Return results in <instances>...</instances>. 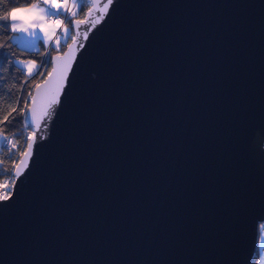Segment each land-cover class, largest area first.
<instances>
[{"label":"water","instance_id":"1","mask_svg":"<svg viewBox=\"0 0 264 264\" xmlns=\"http://www.w3.org/2000/svg\"><path fill=\"white\" fill-rule=\"evenodd\" d=\"M96 15L51 56L71 70L0 202V264H252L264 0H115L92 28Z\"/></svg>","mask_w":264,"mask_h":264},{"label":"snow or ice","instance_id":"2","mask_svg":"<svg viewBox=\"0 0 264 264\" xmlns=\"http://www.w3.org/2000/svg\"><path fill=\"white\" fill-rule=\"evenodd\" d=\"M114 2L115 0H106V3H103L102 6H100L99 0H91L87 8L88 16H92L94 10L99 12V15L94 16L91 20L92 28H95L96 25L100 24L105 19V17L109 14L110 6H112ZM72 7H80L82 9L81 5L73 4ZM69 13H71L73 16L75 15L74 12H71V8H69L67 3L60 4L56 3L55 0H37V2L29 3L25 7L12 8L10 11L4 12L3 15H0V21H10L11 32L25 34L19 37H14V39H16L19 43H23L26 49H34L40 42H43L44 44L51 42L53 36L56 34L55 29H53L51 35L49 34L48 28L46 27L47 18L56 17L53 23L55 24L56 28H60L64 21L60 20L59 16L64 14L67 18ZM85 22L86 21L84 20H77L75 23L78 28L80 24ZM69 23H71L70 20ZM8 28L9 24L0 23V29L7 31ZM37 29H39V32ZM90 31L91 28L83 32V37L85 40L88 39ZM40 33H43V35ZM64 34L67 36V28L64 29ZM72 39L73 41H76L77 37L73 36ZM58 45L59 37L57 36L53 46L58 47ZM81 47H83V44H81ZM10 55V53H5L3 49H0V56H3L5 59H7ZM52 60L57 61V63L54 66L52 72L49 73V76L51 77L53 74H55V78L54 81L46 83L42 92L45 102L41 109L40 117L37 118L35 116V109L29 107L27 101L24 102V107L19 109L21 116L24 118V123L30 128L34 125V129L28 134L26 138V148L23 153V155L28 158H31L33 155L32 149L37 140V132L40 130L41 121L44 117L50 115L54 105H57L61 102L60 94L64 91V85L67 83L68 72L71 70V63L69 60L61 62V58L59 56L51 57L50 55L45 60H43L40 65H37L35 61L26 62L24 60H15V63L18 65L26 64L28 77H31L34 74H40L39 69L43 67L44 64H47ZM17 71H19V69H17ZM36 88L39 90L41 86L37 84ZM4 91L5 90L0 88V96L4 95ZM8 95L10 98V90H8ZM28 95L31 97L33 103H35L36 98L32 96V93L29 92ZM17 100H19V97H17ZM11 111H15V108H13ZM29 112L32 113L30 125L28 124ZM8 119V115L3 117L4 121H7ZM0 144L5 146L10 145V147H7L8 153H11L13 150L18 148V145L13 143L12 139H10L7 135H4L3 138L0 139ZM0 151H3V149H0ZM27 167L28 162L23 158L20 159L19 163H15L11 170H6L0 167V176L6 175L9 177L2 184H0V202L10 201L12 198H14V189L16 187L17 180L22 176L23 170ZM261 264H264V255L261 256Z\"/></svg>","mask_w":264,"mask_h":264},{"label":"trees","instance_id":"3","mask_svg":"<svg viewBox=\"0 0 264 264\" xmlns=\"http://www.w3.org/2000/svg\"><path fill=\"white\" fill-rule=\"evenodd\" d=\"M34 2H37V0H0V15H3L6 11H10L12 8L27 6L29 3ZM88 2L89 0L80 3L82 9L79 7L75 17H85L89 6ZM0 23L9 24L7 31L0 29V49H3L5 53L11 54L7 59L0 56V88L5 90L4 95L0 96V132L11 135L14 138V143L18 145V148L11 153H8L7 150L0 151V167L11 170L24 153L27 142L26 138L32 131V127L30 128L24 123V118L21 116L19 109L24 107L25 101L30 105L31 97H29L28 93L31 92L33 94L35 86L49 73L52 62L47 63L44 74L39 72L40 74L38 75L34 74L28 77L25 69L21 65L16 64L15 60H34L41 62L46 50L45 45L42 43L40 49L37 51L21 47L13 40L10 21H0ZM52 49L55 48L52 47ZM8 90L11 93L10 98ZM17 97H19V100H17ZM13 108H15V111H11ZM5 115L9 117L7 121L3 120ZM256 256L255 254L252 264L255 263Z\"/></svg>","mask_w":264,"mask_h":264},{"label":"crops","instance_id":"4","mask_svg":"<svg viewBox=\"0 0 264 264\" xmlns=\"http://www.w3.org/2000/svg\"><path fill=\"white\" fill-rule=\"evenodd\" d=\"M90 1V0H89ZM56 3H60V4H64V3H67L68 5V2L66 0H55ZM81 2H86V0H72V5L73 4H76V5H80ZM22 7H25V6H22ZM17 8H21V7H17ZM73 10H75V14L78 12V9L79 7H72ZM20 14V13H18ZM59 18H62V14L59 16ZM11 23V22H10ZM46 27L48 28V31H49V34L51 35L52 34V31L53 29H55V32H56V27H55V24L53 23L52 20H50V18H47V24H46ZM67 28L68 29V34L67 36H65L64 34V29ZM58 30L60 31L58 34V37H59V45L58 47L56 46H53L55 44V41H56V35L53 36V39L51 42H49L48 44H44L43 42H40L38 44V46L34 49H28V50H34V51H37L40 49L41 47V44L43 43L46 47L47 46H51L53 48H59L61 47L62 44H65L67 41H68V38L70 36V28L66 25L64 27H60L58 28ZM37 31L39 32V29H37ZM41 35H43V33H40ZM22 35H25L24 33H19V32H16V33H13V40L15 43H17L19 46L21 47H24L25 48V45L23 43H19L16 39H14V37H19V36H22ZM24 61H34V60H24ZM35 63L38 65V63L35 61ZM25 71L27 72V66L26 64L25 65H21ZM28 74V73H27ZM255 254L257 255L256 256V259H255V263L254 264H261V256L264 255V222L260 225L259 227V230H258V237H257V243H256V249H255Z\"/></svg>","mask_w":264,"mask_h":264},{"label":"rangeland","instance_id":"5","mask_svg":"<svg viewBox=\"0 0 264 264\" xmlns=\"http://www.w3.org/2000/svg\"><path fill=\"white\" fill-rule=\"evenodd\" d=\"M66 1L68 2L69 8H71V12H75V10L72 9V0H66ZM90 2H91V0L88 3L90 4ZM55 19H56V17H51L50 18V20H52V21H54ZM59 19L62 20V21H64V23L61 25L62 27H64V26L67 25L70 28V36L68 38V41L65 44H62L61 47H59L58 49L57 48L52 49L51 46H47V47L45 46L46 47V50L44 52L43 60H45L49 55L52 56L53 54H62L65 51L67 45L69 44V42L72 40V37L74 36V30H73V27H72V22L74 20L82 19V18L75 17V15L73 16V15H71V13H69L68 16H67V18H66V16L64 14H62V18H59ZM69 20L71 21V23H69ZM59 32L60 31L58 30V28H56V32H55L56 34L55 35L58 36L59 35L58 34ZM42 61L41 62H37L38 65H40L42 63ZM46 66H47V64H44L43 67H41L39 69V72H41V74L42 73L43 74L45 73Z\"/></svg>","mask_w":264,"mask_h":264},{"label":"built area","instance_id":"6","mask_svg":"<svg viewBox=\"0 0 264 264\" xmlns=\"http://www.w3.org/2000/svg\"><path fill=\"white\" fill-rule=\"evenodd\" d=\"M4 135L9 136V138L12 139V142L14 143V138L11 135H9V134H4V133L0 132V139H2ZM7 147H10V145L9 146H5L3 144H0V149L7 150ZM8 178H9L8 176L1 177L0 178V184H2Z\"/></svg>","mask_w":264,"mask_h":264}]
</instances>
